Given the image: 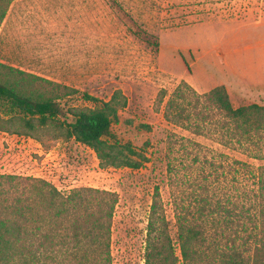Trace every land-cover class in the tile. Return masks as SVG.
Segmentation results:
<instances>
[{"label": "rangeland", "instance_id": "obj_1", "mask_svg": "<svg viewBox=\"0 0 264 264\" xmlns=\"http://www.w3.org/2000/svg\"><path fill=\"white\" fill-rule=\"evenodd\" d=\"M0 64V85L34 102L51 99L56 108L46 115L44 127L26 135L22 118L36 121L39 116L23 114L0 96V187L10 189L2 178L13 174L26 187L44 179L62 197L86 190L84 198L93 201L91 188L113 192L112 264H144L155 186L175 239L166 169L172 133L223 152L228 160L264 164V158L167 122L155 102L160 89L169 94L184 80L198 92L224 85L235 107L264 106V0H11L0 22ZM116 89L126 104L111 130L121 144L142 153L136 169L101 168L91 148L65 137L73 121L71 108L94 106L83 93L108 100ZM228 186L234 190L231 182ZM253 231L258 238L251 239L246 254L264 264V225ZM243 235L236 226L227 227L221 243L235 240L239 246Z\"/></svg>", "mask_w": 264, "mask_h": 264}, {"label": "trees", "instance_id": "obj_2", "mask_svg": "<svg viewBox=\"0 0 264 264\" xmlns=\"http://www.w3.org/2000/svg\"><path fill=\"white\" fill-rule=\"evenodd\" d=\"M10 1L0 0V22ZM181 56L184 58L182 53ZM61 87L71 93L77 91ZM1 95L7 96L23 114L39 116L36 121L22 118L26 135L44 127L46 115L56 111L51 99L34 102L3 85ZM83 97L94 106L71 108L73 121L67 125L65 137H73L91 148L101 168H138L142 153L129 144H121L111 130L118 110L126 104L121 90L116 89L108 100L87 93ZM155 102L167 122L224 147L246 152L252 158H264L263 105L235 107L224 85L198 92L184 80L169 94L160 89ZM168 148L171 156L166 169L175 239L155 186L147 216L144 264H256L246 251L251 239L258 238L259 233L253 230L264 225V164L253 166L238 159L228 160L223 152L173 133ZM227 174L231 178L224 182ZM4 176L10 189L0 187L4 202L0 207V264H112L111 218L116 202L113 192L91 188L87 191L94 196L93 201L84 198L86 190H74L62 197L44 179L26 187L15 182V175ZM246 181L253 186H246ZM232 226L246 235L239 246L235 240L224 246L223 230Z\"/></svg>", "mask_w": 264, "mask_h": 264}, {"label": "built area", "instance_id": "obj_3", "mask_svg": "<svg viewBox=\"0 0 264 264\" xmlns=\"http://www.w3.org/2000/svg\"><path fill=\"white\" fill-rule=\"evenodd\" d=\"M20 173V172H19ZM57 188H58V186H56ZM58 189H60V188H58Z\"/></svg>", "mask_w": 264, "mask_h": 264}]
</instances>
